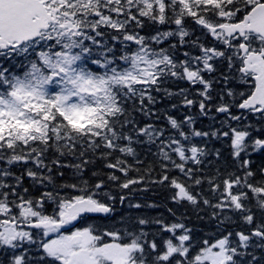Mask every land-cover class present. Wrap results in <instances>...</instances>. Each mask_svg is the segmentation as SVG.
I'll use <instances>...</instances> for the list:
<instances>
[{"label":"snow or ice","instance_id":"obj_1","mask_svg":"<svg viewBox=\"0 0 264 264\" xmlns=\"http://www.w3.org/2000/svg\"><path fill=\"white\" fill-rule=\"evenodd\" d=\"M0 264H264V0H0Z\"/></svg>","mask_w":264,"mask_h":264},{"label":"trees","instance_id":"obj_2","mask_svg":"<svg viewBox=\"0 0 264 264\" xmlns=\"http://www.w3.org/2000/svg\"><path fill=\"white\" fill-rule=\"evenodd\" d=\"M148 196L152 199H159L161 202H163V195L160 194V193H157L156 196H152V194H148ZM168 206H172L170 203ZM152 211V214L156 215V214H161V215H164L165 217H168V214H167V211H166V208L163 206V203H162V206L159 208V209H153L151 210ZM181 212L184 211L183 209L180 210ZM180 213L178 212L177 215H179ZM175 218H171V217H168V220L169 222H173Z\"/></svg>","mask_w":264,"mask_h":264}]
</instances>
